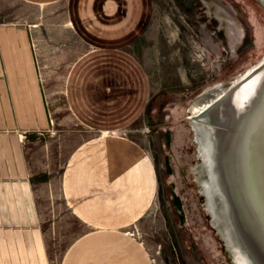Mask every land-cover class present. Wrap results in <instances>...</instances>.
Returning a JSON list of instances; mask_svg holds the SVG:
<instances>
[{"label":"crops","instance_id":"obj_1","mask_svg":"<svg viewBox=\"0 0 264 264\" xmlns=\"http://www.w3.org/2000/svg\"><path fill=\"white\" fill-rule=\"evenodd\" d=\"M151 15L152 0H0V264H156L157 168L125 133L150 97L134 50Z\"/></svg>","mask_w":264,"mask_h":264},{"label":"rangeland","instance_id":"obj_2","mask_svg":"<svg viewBox=\"0 0 264 264\" xmlns=\"http://www.w3.org/2000/svg\"><path fill=\"white\" fill-rule=\"evenodd\" d=\"M134 52L147 72L150 97L144 115L125 133L145 147L157 168L159 190L145 232L157 245L152 259L234 264L196 181L201 160L189 108L204 90L232 82L264 58V5L152 0L149 26ZM132 227L127 231H138Z\"/></svg>","mask_w":264,"mask_h":264},{"label":"water","instance_id":"obj_3","mask_svg":"<svg viewBox=\"0 0 264 264\" xmlns=\"http://www.w3.org/2000/svg\"><path fill=\"white\" fill-rule=\"evenodd\" d=\"M210 99V106L194 117L197 129L191 124L201 160L196 181L234 264H264V64L240 82L207 88L194 102ZM203 139L210 143V166L199 153ZM204 180L217 190L213 201L221 221L207 207Z\"/></svg>","mask_w":264,"mask_h":264},{"label":"bare ground","instance_id":"obj_4","mask_svg":"<svg viewBox=\"0 0 264 264\" xmlns=\"http://www.w3.org/2000/svg\"><path fill=\"white\" fill-rule=\"evenodd\" d=\"M264 64V58L257 63L256 65L250 67L245 73H243L241 76L237 77L235 80H233L231 82V84H235L237 82H240L241 80H243L245 77L247 78V76H249L250 74L255 73V71L260 68V66H262ZM247 80V79H246ZM251 82V81H250ZM248 82V84L250 83ZM220 95V93L218 94V96ZM211 102H213V99L210 100H203V101H196L194 103L191 104L190 108H189V119L192 120L191 124L193 126L194 129H197V123L198 121H195L194 117L201 114V112H203V110H205L208 106H210ZM198 138V137H197ZM203 144H201L199 146V153L200 156L203 158L205 164H208V166H210L211 161L209 160V155L206 151H208V149L210 148V143L208 140L203 139ZM203 187H204V191L208 196V209L209 211L212 212V214L216 217L217 221H221L222 219L219 218L216 214V210H215V203L213 201V196L215 193H217L216 188H214L213 186H211V184L209 183L208 180H204L203 181ZM222 229L228 233L229 235V229L223 225ZM230 238V237H228ZM231 241V240H230ZM235 257L237 260H239V254H238V250L236 249L235 251Z\"/></svg>","mask_w":264,"mask_h":264},{"label":"built area","instance_id":"obj_5","mask_svg":"<svg viewBox=\"0 0 264 264\" xmlns=\"http://www.w3.org/2000/svg\"><path fill=\"white\" fill-rule=\"evenodd\" d=\"M129 236H134V237H137L138 236V231L135 230V231H127L126 232Z\"/></svg>","mask_w":264,"mask_h":264}]
</instances>
